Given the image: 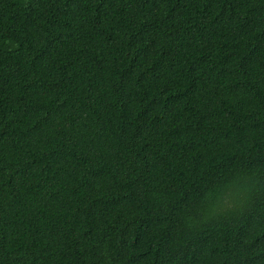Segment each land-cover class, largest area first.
I'll use <instances>...</instances> for the list:
<instances>
[{
  "label": "trees",
  "instance_id": "1",
  "mask_svg": "<svg viewBox=\"0 0 264 264\" xmlns=\"http://www.w3.org/2000/svg\"><path fill=\"white\" fill-rule=\"evenodd\" d=\"M0 264H264V0H0Z\"/></svg>",
  "mask_w": 264,
  "mask_h": 264
}]
</instances>
